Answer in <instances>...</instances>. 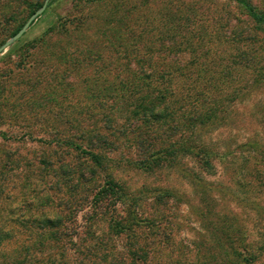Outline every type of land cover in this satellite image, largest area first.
<instances>
[{
    "label": "rangeland",
    "instance_id": "1",
    "mask_svg": "<svg viewBox=\"0 0 264 264\" xmlns=\"http://www.w3.org/2000/svg\"><path fill=\"white\" fill-rule=\"evenodd\" d=\"M246 1L256 24L237 0L48 1L0 53V264H264V0ZM43 2L0 0V46ZM145 93L157 122L133 120ZM186 120L207 161L129 165ZM95 133L102 169L67 146ZM109 177L125 199L97 210Z\"/></svg>",
    "mask_w": 264,
    "mask_h": 264
},
{
    "label": "trees",
    "instance_id": "2",
    "mask_svg": "<svg viewBox=\"0 0 264 264\" xmlns=\"http://www.w3.org/2000/svg\"><path fill=\"white\" fill-rule=\"evenodd\" d=\"M237 1L239 2V4H243V6L246 9L247 14L252 19V22H254L255 24L256 22H259V15L254 14L252 12L253 10H251L250 6L246 3L248 1L246 0H237ZM42 4L43 3L37 4L34 10L30 13V15H32L36 10H38ZM48 5H50V2L47 3L46 7ZM39 17L40 16H38L36 19H38ZM34 21L31 22L30 26H32ZM23 24H20L13 31V33L11 34V37L23 26ZM253 29H255V26L253 27ZM34 43L35 41H31V43H28L27 46H30L31 49H34L35 48ZM263 64H264V61H263ZM156 72L157 71L152 72V73L156 74ZM258 77H259V71L257 72V75L253 81L254 84L259 81ZM164 99L165 98H163V95L160 96V94L155 95L154 97H151L149 93H145L139 96L134 102H132L133 107H132L131 114L136 115V119H133V120H136V121L137 120L138 121L139 120L140 121L153 120L157 122L158 120L162 119L165 115V108H166V106L163 105ZM216 118L217 117H215V119ZM201 122L203 124V121H200L199 123ZM182 124L183 126H185V131H188L189 133L187 132L186 136L182 137L181 135L175 140L170 139L171 142H169L166 146L158 147L157 149H150L151 151H146L145 149L146 145L144 144V142L142 143V139H140L141 141L139 140V143H137V149H138V153L141 155H139L140 156L139 159L128 162L129 165L139 170L152 172L156 169L161 168L165 164L172 163L173 160L176 158V155L179 154L180 151H183V149H186V148H192L190 149L191 150L190 152L196 157H199L200 162L207 161V154L205 153V151H203L202 149H198L196 146L193 145V142H194L193 137L196 134L195 130L193 129V123L186 120V121H183ZM183 138H184L185 143L182 141ZM92 139L96 141V144H92L94 142ZM104 141H106V137L104 135H101L99 133L87 134V143L89 142V144H87L85 147L82 146L81 144H73V143H69L67 146L72 151H75L79 153L80 155L84 156L86 161L89 164H91L93 167L102 169L103 167L106 166L105 165L106 162L107 163L109 162V159L106 158V156L102 152L95 151V150L100 148L102 142ZM200 152L202 156H200ZM125 196H126L125 192L123 191L121 186L116 184L109 177L108 179L104 181L100 190L93 196V207L97 210L98 209L100 210L102 207L104 206L107 207L109 205L114 207L117 204L116 202H119V201L122 202L123 199H125ZM136 218L137 217L135 215L133 216L131 215V217L129 218V222L127 221L128 222L127 224L126 223L123 224V223L116 221L114 217H111L110 219L111 222L108 225L109 230L114 233L127 235L128 232H131L134 226H138V221L136 220Z\"/></svg>",
    "mask_w": 264,
    "mask_h": 264
},
{
    "label": "water",
    "instance_id": "3",
    "mask_svg": "<svg viewBox=\"0 0 264 264\" xmlns=\"http://www.w3.org/2000/svg\"><path fill=\"white\" fill-rule=\"evenodd\" d=\"M48 1L49 0H44L41 7L38 10H36L32 15L29 16V18L26 20L23 26L9 40H7L4 44L0 46V53L10 44L17 41L25 33V31L29 28L31 22L34 21L38 16H40L43 13Z\"/></svg>",
    "mask_w": 264,
    "mask_h": 264
}]
</instances>
